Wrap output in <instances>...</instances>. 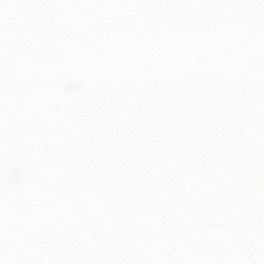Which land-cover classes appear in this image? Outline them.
<instances>
[{
    "label": "snow or ice",
    "instance_id": "snow-or-ice-1",
    "mask_svg": "<svg viewBox=\"0 0 264 264\" xmlns=\"http://www.w3.org/2000/svg\"><path fill=\"white\" fill-rule=\"evenodd\" d=\"M0 264H264V0H0Z\"/></svg>",
    "mask_w": 264,
    "mask_h": 264
}]
</instances>
